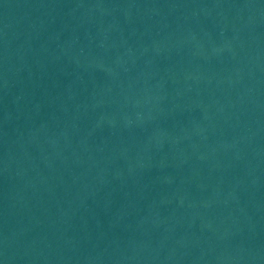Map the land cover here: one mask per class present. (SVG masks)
Listing matches in <instances>:
<instances>
[{"label": "water", "instance_id": "water-1", "mask_svg": "<svg viewBox=\"0 0 264 264\" xmlns=\"http://www.w3.org/2000/svg\"><path fill=\"white\" fill-rule=\"evenodd\" d=\"M0 264H264V0H0Z\"/></svg>", "mask_w": 264, "mask_h": 264}]
</instances>
